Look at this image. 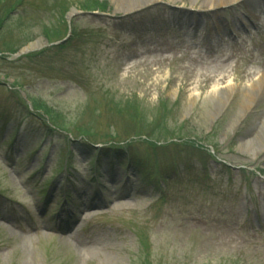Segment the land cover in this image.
<instances>
[{
	"label": "rangeland",
	"instance_id": "1",
	"mask_svg": "<svg viewBox=\"0 0 264 264\" xmlns=\"http://www.w3.org/2000/svg\"><path fill=\"white\" fill-rule=\"evenodd\" d=\"M83 1L0 0V264H264V0Z\"/></svg>",
	"mask_w": 264,
	"mask_h": 264
},
{
	"label": "trees",
	"instance_id": "2",
	"mask_svg": "<svg viewBox=\"0 0 264 264\" xmlns=\"http://www.w3.org/2000/svg\"><path fill=\"white\" fill-rule=\"evenodd\" d=\"M80 11H84V12H99V13H106L108 10H109V4L106 2V1H98V0H85L83 1L79 8H78ZM11 10L12 8L7 12H6V16H5V19L10 15L11 13ZM2 22H4V19L3 20H0V26L2 25ZM63 31L66 32L65 30V25L63 26ZM61 31L60 29L57 31V30H54V29H49V30H46L45 34H44V37L46 38V40L48 41V43H52L51 41L52 40H55V41H58V40H61L60 39V36H61ZM72 34L74 35V32H72ZM54 43V42H53ZM63 46V45H61ZM60 46V47H61ZM15 51H13L14 53ZM23 101V100H22ZM127 104H130V103H127ZM31 108L35 111V112H42V114H44L46 117H48L49 121L52 119V127L53 129H56L58 131V129L60 130H64L62 129V127L60 126H57V121H56V117L53 116V113L50 109H47L46 107H44L41 103L39 102H34V101H31ZM119 110H124L126 109L127 112H129L131 115H132V120L137 123V121H140L141 119V124H143V122L145 121L144 119H142L144 117V113L142 111V109H140L141 107H138V105L135 103L134 105L133 104H130V106H122V107H118ZM120 110V111H121ZM25 111H26V117H30L32 116L31 112L29 111V108L27 105H25ZM164 115H165V110L163 111ZM137 120V121H136ZM146 123V122H145ZM152 123V122H151ZM150 123V124H151ZM55 124V125H54ZM63 126V125H61ZM59 127V128H58ZM147 128V127H145ZM50 132H52L50 129L48 130ZM181 132V131H179ZM76 133L79 134V137L80 138H85V139H92L93 140V137L95 138L96 135L92 132H88L87 129H82V128H77L76 129ZM150 138L152 139V141L154 143H158L160 141H166V138L168 137H171L173 139V137H175V133L174 132H171V130H169L167 128V125L165 123V120L163 118H159L157 120H155V123L154 125L152 126V128L150 129ZM177 136V135H176ZM148 136H146L145 138L146 139H149ZM109 140H113V136L111 135H108L107 137ZM114 140H115V137H114ZM180 140V139H179ZM94 141V140H93ZM93 141H89L90 143L93 142ZM94 143V142H93ZM153 144H149L151 145L152 147L155 146ZM195 149V148H194ZM114 150V149H113ZM197 150H200L199 148ZM105 153H108L109 152V149H106L104 151ZM100 152H98L96 154V156L92 157L91 158V162L93 163V165L95 166V168H97L99 166L100 168V160L101 157H100ZM209 159L211 161L214 160V158L210 155H208ZM243 172V171H242Z\"/></svg>",
	"mask_w": 264,
	"mask_h": 264
},
{
	"label": "bare ground",
	"instance_id": "3",
	"mask_svg": "<svg viewBox=\"0 0 264 264\" xmlns=\"http://www.w3.org/2000/svg\"><path fill=\"white\" fill-rule=\"evenodd\" d=\"M38 44H34L32 45L30 48H37ZM257 87V90H256ZM264 88V75L260 78V80L256 83V85L252 84L248 89H245L244 92L246 96H250L251 94H256V92L258 91H262V89ZM256 90V91H255ZM231 89L230 88H225V89H217V90H213L211 92V98L212 100H215V102H225V100H227V98L229 97V94H231ZM257 98H255V102H257ZM254 103V102H253ZM260 126L264 129V116H263V121L260 123Z\"/></svg>",
	"mask_w": 264,
	"mask_h": 264
},
{
	"label": "water",
	"instance_id": "4",
	"mask_svg": "<svg viewBox=\"0 0 264 264\" xmlns=\"http://www.w3.org/2000/svg\"><path fill=\"white\" fill-rule=\"evenodd\" d=\"M31 46H32V45H31ZM31 46H30V47H31ZM26 51H27V50H24L23 52H26Z\"/></svg>",
	"mask_w": 264,
	"mask_h": 264
}]
</instances>
